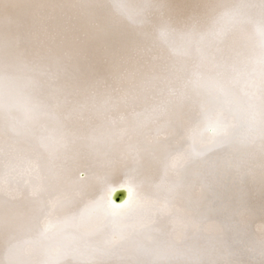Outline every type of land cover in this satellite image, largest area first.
Masks as SVG:
<instances>
[{"label": "snow or ice", "instance_id": "obj_1", "mask_svg": "<svg viewBox=\"0 0 264 264\" xmlns=\"http://www.w3.org/2000/svg\"><path fill=\"white\" fill-rule=\"evenodd\" d=\"M0 264H264V0H0Z\"/></svg>", "mask_w": 264, "mask_h": 264}, {"label": "water", "instance_id": "obj_2", "mask_svg": "<svg viewBox=\"0 0 264 264\" xmlns=\"http://www.w3.org/2000/svg\"><path fill=\"white\" fill-rule=\"evenodd\" d=\"M123 195H124V194H123V193H121V194H120V195L117 197V199H118V201H117V202H120V199L124 198V197H123Z\"/></svg>", "mask_w": 264, "mask_h": 264}]
</instances>
